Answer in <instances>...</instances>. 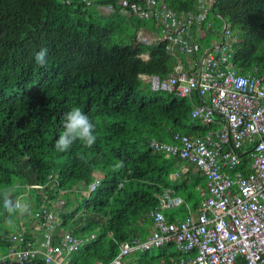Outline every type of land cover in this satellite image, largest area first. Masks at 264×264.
<instances>
[{"label":"trees","instance_id":"16d2710c","mask_svg":"<svg viewBox=\"0 0 264 264\" xmlns=\"http://www.w3.org/2000/svg\"><path fill=\"white\" fill-rule=\"evenodd\" d=\"M162 1L175 13L193 9L196 2ZM115 2L0 0V252L21 226L6 197L30 183L41 184L51 196L59 188L85 187L93 172L102 175L87 197L73 194L77 205L65 208L72 203L66 197L58 213V227L76 237L93 234L69 254L75 264L106 262L120 242L144 238L151 225L148 213L157 204L154 194L163 187L173 188L191 208L197 205L200 173L188 168L170 178L180 160L153 152L148 141H169L173 132L203 134L209 127L189 116L198 95L151 90L140 79L145 73L165 77L175 57L165 41L137 39L141 28L159 33L151 16H128ZM106 4L113 9L97 8ZM207 13L215 30L223 20L237 38L231 56L236 72L264 76V0H212ZM206 21L200 23L205 31L196 39L198 52L209 48V37L217 33L206 29ZM42 48L48 50L43 67L35 61ZM73 107L96 125L97 140L91 147L78 140L60 152L55 143ZM38 205L36 197L34 208ZM177 208L165 212L167 219ZM181 256L167 243L125 255L121 264H175Z\"/></svg>","mask_w":264,"mask_h":264},{"label":"built area","instance_id":"2783aa9c","mask_svg":"<svg viewBox=\"0 0 264 264\" xmlns=\"http://www.w3.org/2000/svg\"><path fill=\"white\" fill-rule=\"evenodd\" d=\"M211 1L196 0L193 9L181 13H175L162 0L115 2L128 16H151L159 33L141 28L137 39L165 41L166 50L175 57L165 77L139 74L140 79L151 90L182 97L196 93L199 102L191 106L189 116L209 128L201 135L173 132L169 141H148L153 152L180 160L179 171L171 172L170 178H177L188 168L203 177L195 186V208L173 188H161L154 194L156 206L148 213V234L120 242L111 259L92 264H121L125 255L167 243L182 253L175 264H264V76L236 72L231 56L237 38L223 20L218 30L210 21L205 22L206 29L217 32L219 39L198 52L196 39L204 37L205 31L200 23ZM97 8L103 12L113 9L110 4ZM179 53L183 60L177 57ZM101 177L93 172L85 187L59 188L51 196L41 184L20 186L12 207L19 220H24L19 221L20 229L10 233V246L0 252V264H31L37 259L40 264H75L69 263V254L93 234L76 237L71 229L58 227V213L66 197L72 203L65 208L77 205L73 194L87 197ZM34 196L39 200L36 209ZM180 206L185 213L167 219L165 212Z\"/></svg>","mask_w":264,"mask_h":264},{"label":"clouds","instance_id":"9594fccd","mask_svg":"<svg viewBox=\"0 0 264 264\" xmlns=\"http://www.w3.org/2000/svg\"><path fill=\"white\" fill-rule=\"evenodd\" d=\"M47 56L48 50L46 48L40 49L35 54L36 63L41 67L45 66L48 62ZM95 128L96 125L86 113L79 107H73L64 115V130L56 140L55 148L60 152L67 151L78 140L91 147L97 140V136L94 134ZM117 167H123V162Z\"/></svg>","mask_w":264,"mask_h":264},{"label":"rangeland","instance_id":"374dc122","mask_svg":"<svg viewBox=\"0 0 264 264\" xmlns=\"http://www.w3.org/2000/svg\"><path fill=\"white\" fill-rule=\"evenodd\" d=\"M205 17H206V19H207L208 21H210V19L207 18V17H208V13L205 15ZM219 28H221V24H220V23H219ZM136 35H137V32H136ZM141 36H145V35H141ZM145 39H146L148 42L151 41L150 36H149V37L146 36ZM218 39H219V35H218V33H216V34H215V37H214V36H211V37H209L208 40L210 41V44H211L212 41H214V40H218ZM20 202H21V203L24 202V198H23V197L20 198ZM176 212H177L178 216H182V215L185 213V210H184V209L181 210L180 207H179V208L176 209ZM23 220H24V218H21V219H20V222H23ZM13 230H14V228H13Z\"/></svg>","mask_w":264,"mask_h":264},{"label":"water","instance_id":"95a60500","mask_svg":"<svg viewBox=\"0 0 264 264\" xmlns=\"http://www.w3.org/2000/svg\"><path fill=\"white\" fill-rule=\"evenodd\" d=\"M6 203L8 207H12V195L6 197Z\"/></svg>","mask_w":264,"mask_h":264},{"label":"bare ground","instance_id":"6f19581e","mask_svg":"<svg viewBox=\"0 0 264 264\" xmlns=\"http://www.w3.org/2000/svg\"><path fill=\"white\" fill-rule=\"evenodd\" d=\"M210 36V35H209ZM146 74V73H145Z\"/></svg>","mask_w":264,"mask_h":264}]
</instances>
